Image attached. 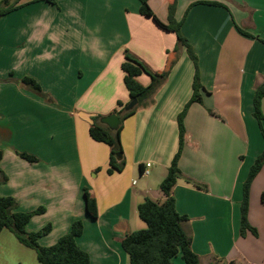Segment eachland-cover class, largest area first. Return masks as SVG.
<instances>
[{"label": "crops", "instance_id": "1", "mask_svg": "<svg viewBox=\"0 0 264 264\" xmlns=\"http://www.w3.org/2000/svg\"><path fill=\"white\" fill-rule=\"evenodd\" d=\"M148 1L168 23L173 0ZM197 1L177 0L174 14L198 55L203 99L185 117L183 176L173 194L178 211L189 216L183 228L201 264H264V165L249 194L248 221L256 233L241 234L243 186L264 150L254 115L255 90L264 81V0L191 6ZM20 3L0 18V149L8 176L0 195L14 196L19 211L45 207L27 226L37 231L51 223L41 245L54 244L81 220L77 242L91 264H130L122 240L143 228L141 202L165 198L160 185L179 149L178 115L192 97L195 64L181 47L163 84L124 120L126 165L110 174V148L91 137V117L131 100L122 69L127 50L161 73L176 56L177 34L141 14L140 0ZM24 76L36 78L47 97L21 86ZM138 79L152 82L148 73ZM85 187L96 198L97 218L87 212ZM0 264L42 263L5 228ZM173 264L188 263L179 254Z\"/></svg>", "mask_w": 264, "mask_h": 264}, {"label": "trees", "instance_id": "2", "mask_svg": "<svg viewBox=\"0 0 264 264\" xmlns=\"http://www.w3.org/2000/svg\"><path fill=\"white\" fill-rule=\"evenodd\" d=\"M45 1L53 4L57 3L56 0ZM140 2L141 14L152 18L161 28L173 31L177 34L178 41L175 47L176 56L170 61L166 70L158 73L153 71L143 60L127 50L125 61L122 63L124 82L129 90L131 100L136 98L138 103L135 108L127 111L126 106L131 100L128 102H118L117 108L112 112L116 113L121 119L122 123L118 130H111L108 126L101 123V118L103 116L95 115L91 117L89 132L94 140L104 142L110 148V160L107 169L108 173L111 174L116 171H122L126 165L121 141V131L124 120L134 114L141 104L153 95L163 84L171 68L178 59V51L183 46L187 48V52L195 64L193 94L178 115L179 149L172 159L166 177L160 185L165 198L162 200H155L148 197L138 205V215L143 221H145L146 227L126 232L122 240V245L129 255L130 264H173V259L179 254L188 264H201L198 255L191 247V238L183 228V222L187 220L189 216L187 214H181L178 211L176 199L173 194V189L178 179L183 176L179 167V159L186 140L185 117L191 104L194 102H202L203 99L201 94L202 83L198 55L188 39L183 35V20L179 21L174 16L177 7V0H173L169 5L168 23L160 20L151 8L148 0H140ZM198 3L222 5V3L218 1L200 0L192 3L191 6ZM23 5L24 4L20 3V0H2L0 2V18ZM239 30L243 34L251 35L240 27ZM144 73H148L152 77V82L148 86L143 85L138 79V77ZM19 83L21 86L30 89L43 97H47V94L43 91L41 83L36 78L24 76L19 80ZM263 96L264 81L256 88L254 95V115L257 118L264 135V114L261 108ZM119 153L122 154L121 158L118 157ZM19 154L30 162L38 160L37 156L25 151H21ZM2 158L3 151L0 149V181L4 182L8 180V176L2 169ZM263 165L264 150L251 166L249 175L243 186L244 196L242 201L241 234H245L247 231L256 233L255 227H253L248 221L249 194L251 184L262 169ZM188 181L191 180L188 178ZM84 194L89 216L97 218L99 212L96 198L91 195L87 187L84 189ZM17 207L18 201L14 196L0 195V230L5 228L9 229L15 234L21 243L35 249L37 257L42 264H91L89 253L81 248L77 242V237L80 236L84 230V224L81 220H75L72 223L70 230L62 235L54 244L43 246L39 243V238L51 231V223H48L37 231H29L27 226L34 215L45 211V207L40 206L33 211H19L16 210ZM229 264L244 263L239 259H236Z\"/></svg>", "mask_w": 264, "mask_h": 264}, {"label": "water", "instance_id": "3", "mask_svg": "<svg viewBox=\"0 0 264 264\" xmlns=\"http://www.w3.org/2000/svg\"><path fill=\"white\" fill-rule=\"evenodd\" d=\"M2 0H0L1 2ZM138 101L136 98L132 99L126 106V110H132L133 108H135V106L137 105ZM261 108H262V112L264 114V96L262 97V103H261ZM101 123L108 126L111 130L116 131L119 129L120 125H121V119L119 118V116L116 113H111L108 114L106 116H103L101 118ZM118 157L121 158L122 154L119 153Z\"/></svg>", "mask_w": 264, "mask_h": 264}, {"label": "rangeland", "instance_id": "4", "mask_svg": "<svg viewBox=\"0 0 264 264\" xmlns=\"http://www.w3.org/2000/svg\"><path fill=\"white\" fill-rule=\"evenodd\" d=\"M57 1V0H56ZM263 126H264V124H263ZM260 130H261V133H262V135H263V131H262V129H261V127H260ZM140 218V217H139ZM139 220H142L141 218L139 219ZM142 223H143V228H145L146 227V223H145V221H141ZM143 228H139V229H143ZM139 229H137V230H139ZM135 231V230H134ZM35 250V249H34ZM36 251V250H35Z\"/></svg>", "mask_w": 264, "mask_h": 264}, {"label": "built area", "instance_id": "5", "mask_svg": "<svg viewBox=\"0 0 264 264\" xmlns=\"http://www.w3.org/2000/svg\"><path fill=\"white\" fill-rule=\"evenodd\" d=\"M148 166H150V163H147Z\"/></svg>", "mask_w": 264, "mask_h": 264}]
</instances>
